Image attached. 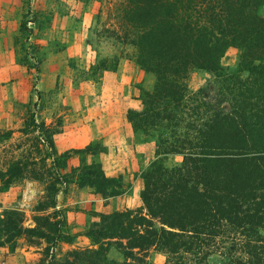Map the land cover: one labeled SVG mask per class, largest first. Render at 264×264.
Returning <instances> with one entry per match:
<instances>
[{
  "label": "rangeland",
  "instance_id": "obj_1",
  "mask_svg": "<svg viewBox=\"0 0 264 264\" xmlns=\"http://www.w3.org/2000/svg\"><path fill=\"white\" fill-rule=\"evenodd\" d=\"M123 1L0 0V260L5 264L166 261L164 253L140 239L114 231L136 216L127 211L142 207V176L149 164L160 158L172 169L182 162L181 155L158 153L183 129L165 122L148 127L140 125L141 117L134 118L144 106L140 73L132 68L146 71L136 64V48L117 18ZM238 56L231 51L222 57L228 82L250 77L246 71L238 74L240 50ZM129 68V90L138 95L140 106L125 112L135 137L131 153L122 157L138 159L145 143L154 144L155 155L108 175L101 165L106 147L100 140L87 142L84 131H90L104 94L112 92V74ZM228 82L190 68L187 106L217 105L221 94V106L229 112ZM104 178L115 179L117 186ZM138 184L140 207L112 211V197L132 196ZM226 262L218 254L207 260Z\"/></svg>",
  "mask_w": 264,
  "mask_h": 264
},
{
  "label": "trees",
  "instance_id": "obj_2",
  "mask_svg": "<svg viewBox=\"0 0 264 264\" xmlns=\"http://www.w3.org/2000/svg\"><path fill=\"white\" fill-rule=\"evenodd\" d=\"M263 11L264 0H124L117 8L136 64L156 76L134 118L183 133L158 153L181 155L180 165L152 161L142 207L114 231L164 253V264H207L214 254L226 264H264ZM229 48L240 50L238 74L249 72L247 81L228 82L221 60ZM190 68L228 82L229 112L221 94L217 105L187 106Z\"/></svg>",
  "mask_w": 264,
  "mask_h": 264
},
{
  "label": "crops",
  "instance_id": "obj_3",
  "mask_svg": "<svg viewBox=\"0 0 264 264\" xmlns=\"http://www.w3.org/2000/svg\"><path fill=\"white\" fill-rule=\"evenodd\" d=\"M231 51L234 55L239 57V50L237 48H229L225 55ZM225 55L223 56L224 59ZM236 63L237 62H234V64L228 67L232 68ZM135 71L140 73L142 89L145 91L152 90L154 88V75L150 72H142L132 68V73ZM126 73H128V75H126ZM130 76L131 68L128 70L122 69L121 72L112 74V92L105 90L107 92L103 96V103L101 107L97 109L95 120L91 123L89 128L90 131H84L87 142L100 140L106 147V153L102 157L101 165L102 168L108 170L106 172L108 175H114L116 169H124L129 166V163L134 167H138L137 165H139V163L155 155L154 144L145 143L140 148V155H136L138 159H132V162H129L130 160H126L125 156L122 157V153H131L130 141L135 137V132L131 123L126 119L125 112L129 109H139L140 106L138 95H135V93L129 90L130 80L127 79L130 78ZM120 156L121 158L119 159ZM111 157L112 160L110 159ZM140 189L141 187H139L138 184V188H132V196L128 194L123 195L124 197H112V211L139 208L140 202L137 200V196L139 191H141Z\"/></svg>",
  "mask_w": 264,
  "mask_h": 264
},
{
  "label": "built area",
  "instance_id": "obj_4",
  "mask_svg": "<svg viewBox=\"0 0 264 264\" xmlns=\"http://www.w3.org/2000/svg\"><path fill=\"white\" fill-rule=\"evenodd\" d=\"M0 264H5L2 260H0Z\"/></svg>",
  "mask_w": 264,
  "mask_h": 264
}]
</instances>
